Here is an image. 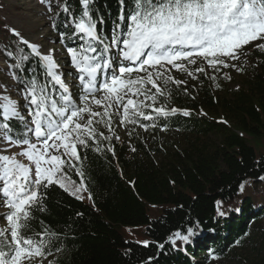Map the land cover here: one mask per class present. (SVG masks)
Here are the masks:
<instances>
[{
	"label": "trees",
	"instance_id": "trees-1",
	"mask_svg": "<svg viewBox=\"0 0 264 264\" xmlns=\"http://www.w3.org/2000/svg\"><path fill=\"white\" fill-rule=\"evenodd\" d=\"M66 2L71 11L81 13L80 0ZM131 6L132 0H124L126 14ZM121 7L120 0H89L93 19L103 21L97 24L98 34L110 39ZM66 22L65 14L59 13L53 28L65 33L61 42L67 48H79L83 41L72 35L74 28L65 27ZM6 49L13 54V65L21 64L14 73L25 79L38 77L41 84L50 79L26 46ZM22 54L30 59L23 61ZM242 63L246 87L232 91L231 99L214 98L208 80L200 88L169 80L168 93L153 92L155 107L163 106L168 114L158 115L148 108L143 112L152 119L132 117L133 124L145 125L155 134L176 131L192 139L159 162L154 152L162 151L145 145L141 138L132 136L126 142L94 127L96 143L77 145L75 167L66 163L63 169L76 185L81 181L77 170L83 172L82 189L86 188L89 202L53 184L40 189L39 204L29 209L26 219L21 218L27 225L21 229L23 234L34 239L45 234L46 254L34 256L47 264H214L234 247L254 240L257 247L251 264H264V180L260 179L264 177V56L258 48H250ZM218 105L232 128L201 111ZM173 108L177 111L171 112ZM12 123L19 126L16 120ZM209 135L220 136L215 147L205 149L196 143ZM124 225L139 228L147 246L126 239L120 230ZM189 227L194 234L187 242L169 241L177 231L187 235Z\"/></svg>",
	"mask_w": 264,
	"mask_h": 264
},
{
	"label": "snow or ice",
	"instance_id": "snow-or-ice-1",
	"mask_svg": "<svg viewBox=\"0 0 264 264\" xmlns=\"http://www.w3.org/2000/svg\"><path fill=\"white\" fill-rule=\"evenodd\" d=\"M80 2V14L71 11L66 0L62 8L67 17L65 27L72 26V35L83 41L79 48L67 49L73 67L81 73L79 80L83 93L79 96V102L75 100L71 90L63 85V76L56 71L58 65L51 54L54 50H49V54H41L38 45L30 43L15 29H11L13 36L19 38V44L26 46L38 58L40 66L46 69L45 77L50 79L41 84L38 77L25 79L14 73L17 92L25 100L23 108L27 109L26 116L22 114L17 101H13L7 94H0V102H3L0 103V140L6 141L9 146H26L12 157L0 155V162H3L0 171V196L5 198V207L11 210L4 217L10 226L9 232H0V264H22L24 259L34 255L43 257L46 254L44 249L48 245L45 244V234L39 233V239L23 234L21 229L27 225L21 222V218L26 219L29 209L39 204L41 188L57 184L64 190H69L66 183L69 177L63 171L64 166L67 163L75 167L73 161L79 160L77 145L87 147L89 140L96 143V129L92 126L94 118L100 117L97 123H103V118L108 117L106 126L111 131L109 109L112 104L105 101L114 99L119 107L125 98L122 95L124 88L128 87V91H132L130 86L140 85L133 95H143L145 100L155 103L156 95L143 89L145 83L151 84L160 95L166 93L157 85V80L164 78L165 83L169 80L176 85L181 83L171 76L165 78V73L169 71L167 65L177 71H187L180 62L195 64V58L200 57L212 68H217L218 65L228 67L225 58L238 60V52L243 46L252 41H264V0H132L127 14L124 0H120L121 11L113 22L110 39L106 34H98L97 24L103 21L93 19L89 0ZM47 10L52 11L51 4ZM60 36L63 40L65 33L61 32ZM255 47L264 50V43H258ZM111 49L116 50L115 56L110 55ZM5 52L11 61L13 54L7 49ZM21 59L26 62L30 57L22 54ZM118 61H130L131 65L119 63L117 68ZM13 67L20 68L21 64ZM232 67L236 65L233 64ZM241 70L237 68V71ZM101 71L103 79L97 83V76ZM140 71L147 72L146 79L124 78ZM196 71L203 72L204 69L198 68ZM188 74L192 75L191 72ZM7 87L4 86L5 93ZM97 91H103L105 95L97 98ZM92 104L104 108V111H93L90 107ZM140 104L143 101L137 103L130 97L127 99V103L123 104L122 124L125 120L136 122L130 118L129 106L143 119H152L150 114L145 115L140 110ZM176 111L175 108L171 109V112ZM153 112L158 115L168 114L163 106L154 107ZM85 113L87 121L82 123ZM27 117H31L30 122ZM13 120L19 126L13 125ZM99 135L103 139H109L103 133ZM61 148L62 154H54L59 153ZM108 151H112V148L109 147ZM16 155L26 157L34 164V178L31 167L17 161ZM62 155L67 156L68 160H63ZM77 174L81 181L79 186L73 183V194L80 192L84 184L83 172L77 170ZM260 179L264 180V177ZM83 190L86 191V188ZM193 234V228L189 227L187 235L177 231L169 237V241L175 244L179 238L187 242ZM142 243L145 246L148 244L147 241ZM160 247L163 248L164 245Z\"/></svg>",
	"mask_w": 264,
	"mask_h": 264
},
{
	"label": "rangeland",
	"instance_id": "rangeland-1",
	"mask_svg": "<svg viewBox=\"0 0 264 264\" xmlns=\"http://www.w3.org/2000/svg\"><path fill=\"white\" fill-rule=\"evenodd\" d=\"M65 0H0V94H7L11 97L13 101H17L21 106V112L26 116L27 109L23 108L25 100L22 95H19L17 92V84L13 79L14 67L13 62L9 61L6 56V48L14 47L19 44V38L13 36L11 29H15L22 37L32 44L38 45L41 54H49V50L52 51V56L58 65L56 71L58 74L63 76V85L71 90L74 95V98L79 102V96L83 93L82 85L80 84V72L73 67L72 59L69 56L67 47L61 42V36L53 28L54 20L57 13H63L62 8ZM51 4L52 11L49 12L47 9ZM111 30V28H110ZM111 34V31H110ZM258 43H264V41H252L248 45L243 46V48L238 52L240 59L231 60L225 58V63L229 66L224 67L223 65H218L217 68H212L208 65L207 61L203 60L200 57H196L195 64H189L188 61H182L187 69V71H177L175 68H172L171 65H167L169 69L165 73V78L171 76L175 80H179L182 83L192 86L194 88H200L203 80L209 81V87L212 91L214 98L217 100L222 99L223 97L232 98V91L245 88L246 87V74L242 68L243 60L248 56V50L250 48H256L255 45ZM259 51L264 56V50L259 49ZM115 49L110 50V55L115 56ZM119 63H124L125 65H131L130 61H118L117 68ZM236 67H232V65ZM203 68V76L200 75L196 69ZM237 68L242 69L237 71ZM151 71V69H149ZM191 72L192 75L188 73ZM71 73V75H69ZM111 70H109V75ZM125 79H138V78H147V72H133L130 76L124 77ZM155 78V77H154ZM103 77H100L97 80V83L102 81ZM157 85L165 93H168L169 82L165 83L164 78L156 81ZM7 85V92H4V86ZM132 91H128V87L124 88L122 95H124V100L119 107L116 106L115 100L105 101V103L111 102L112 107L109 109L111 113V131L107 125L108 117H104L103 123H97L100 121V117L94 118L93 127L100 128L104 130V133H111L116 137H119L120 140L129 142L131 141L132 136H136L142 139L143 143L149 147H155L160 149L162 152H154L155 160L158 162L164 159V156L169 155L170 152L175 149H181L186 146L191 138L185 136L176 131H167L161 130L158 134H155L153 131L145 128H141L132 122L121 123V118L124 116L123 104L127 103V99L130 97L137 103L143 101V104H140V110L153 109L156 102L153 103L150 100H145L143 95H133V92L140 85L130 86ZM143 89L148 91L150 94L156 90L152 87L151 84L145 83ZM97 98H101L105 95L103 91H97L95 93ZM3 103V102H0ZM145 105H152V107H145ZM93 111L103 112L104 108L98 107L94 104L90 105ZM202 113L208 115L210 118H213L216 122L232 128V122L228 118L226 112L222 109L221 106H217V109L210 110L209 108H202ZM130 118L134 117L136 114L132 106H129ZM29 122L31 117H27ZM87 113H85L84 121L86 123ZM34 141V138H33ZM220 141V136L209 135L204 138L201 137L196 140L199 146H204L205 149H211L215 147ZM26 146H17L15 144L9 146L6 141L0 140V155H8L12 157L14 154L20 153L23 148ZM63 148L59 150V153L62 154ZM63 156V155H62ZM61 156V158H62ZM68 159L67 156H65ZM16 160L29 165L32 169V176L34 178L35 166L31 164L26 157L16 155ZM2 163L0 162V171H2ZM68 185V192L73 194L74 187L73 183L66 181ZM76 185V184H75ZM79 186V185H76ZM74 196L89 202L85 191L82 189L80 192L73 194ZM11 210L5 207V198L0 196V229L3 232H9L10 226L4 218L7 213ZM262 231L264 232V219L261 222ZM124 237L129 240H134L139 244L146 241L145 237L136 226H127L124 225L120 228ZM10 239V235L8 237ZM256 247L254 240H251V244L244 246H236L231 251H229L228 256L225 259H218L214 261V264H251L253 257L256 253ZM28 262H34L37 264H47L48 261H40L35 256H32L29 259H24L22 264H27Z\"/></svg>",
	"mask_w": 264,
	"mask_h": 264
}]
</instances>
